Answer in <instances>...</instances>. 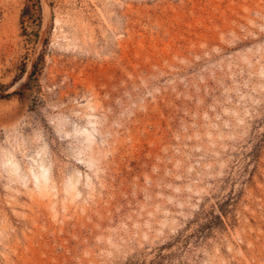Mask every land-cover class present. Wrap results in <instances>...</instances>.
I'll list each match as a JSON object with an SVG mask.
<instances>
[{"label":"rangeland","instance_id":"rangeland-1","mask_svg":"<svg viewBox=\"0 0 264 264\" xmlns=\"http://www.w3.org/2000/svg\"><path fill=\"white\" fill-rule=\"evenodd\" d=\"M0 264H264V0H0Z\"/></svg>","mask_w":264,"mask_h":264},{"label":"bare ground","instance_id":"bare-ground-1","mask_svg":"<svg viewBox=\"0 0 264 264\" xmlns=\"http://www.w3.org/2000/svg\"><path fill=\"white\" fill-rule=\"evenodd\" d=\"M45 6H47V5H45ZM48 10V9H47ZM48 14V13H47Z\"/></svg>","mask_w":264,"mask_h":264}]
</instances>
